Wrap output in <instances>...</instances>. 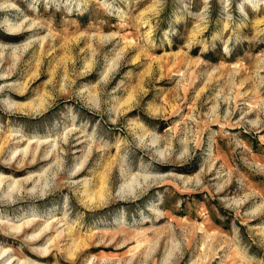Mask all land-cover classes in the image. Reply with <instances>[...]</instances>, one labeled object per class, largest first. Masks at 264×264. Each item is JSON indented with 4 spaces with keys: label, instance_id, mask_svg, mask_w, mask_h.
Wrapping results in <instances>:
<instances>
[{
    "label": "rangeland",
    "instance_id": "rangeland-1",
    "mask_svg": "<svg viewBox=\"0 0 264 264\" xmlns=\"http://www.w3.org/2000/svg\"><path fill=\"white\" fill-rule=\"evenodd\" d=\"M25 263L264 264V0H0Z\"/></svg>",
    "mask_w": 264,
    "mask_h": 264
},
{
    "label": "bare ground",
    "instance_id": "bare-ground-1",
    "mask_svg": "<svg viewBox=\"0 0 264 264\" xmlns=\"http://www.w3.org/2000/svg\"><path fill=\"white\" fill-rule=\"evenodd\" d=\"M11 27V26H10ZM14 29V26L11 28V30H13ZM150 177V176H149ZM134 187V186H133ZM134 189V188H133ZM131 191H133V190H131ZM133 193V192H132ZM41 194V193H40ZM43 195V194H42ZM30 225H32L31 223H25L24 225H21V226H14V227H12V228H14L15 230H25L26 228H28V226H30ZM45 230H46V228L44 229L43 228V230L41 231L42 232V234H43V231L45 232ZM40 236V235H39ZM25 264H27V263H25ZM29 264H32V263H29Z\"/></svg>",
    "mask_w": 264,
    "mask_h": 264
}]
</instances>
